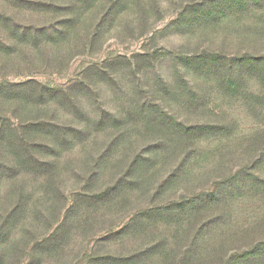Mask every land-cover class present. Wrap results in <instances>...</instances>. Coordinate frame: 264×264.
Returning a JSON list of instances; mask_svg holds the SVG:
<instances>
[{
    "label": "rangeland",
    "instance_id": "1",
    "mask_svg": "<svg viewBox=\"0 0 264 264\" xmlns=\"http://www.w3.org/2000/svg\"><path fill=\"white\" fill-rule=\"evenodd\" d=\"M205 1L0 0V264H93L96 255L171 241L170 224L132 240L119 231L135 213L206 194L264 155V106L224 96L196 70L199 59L264 55V13L192 24ZM258 74L245 83L254 95ZM153 105L167 120L216 128L196 133L186 175L164 182L189 152L180 144L148 163L139 187L116 189L133 155L162 137L135 120ZM23 155L58 166L36 175L33 162L27 170L19 163ZM257 171L254 189L237 187L227 231L194 247L190 264H264V165ZM187 241L167 250L187 256Z\"/></svg>",
    "mask_w": 264,
    "mask_h": 264
},
{
    "label": "trees",
    "instance_id": "2",
    "mask_svg": "<svg viewBox=\"0 0 264 264\" xmlns=\"http://www.w3.org/2000/svg\"><path fill=\"white\" fill-rule=\"evenodd\" d=\"M264 13V0H206L203 4L195 7L192 16V24L198 23V25H212L217 24L218 19L221 16L226 15V18L230 16H236L238 14H248L255 17L259 12ZM217 17V20H215ZM212 59H199L196 70L203 72L206 77H211L218 83V90L225 96L240 95L245 97V101L248 106L255 103H261L264 106V55L255 57L254 59L248 55H242V57L230 58L222 56ZM187 66L186 68H188ZM195 70V72H196ZM258 79L263 83L262 89L252 94V91L245 86V83L250 80L255 73ZM247 88V89H246ZM247 91L248 92L247 94ZM166 95V91H161ZM184 98L186 102H190L192 99L191 92L184 90ZM247 94V95H246ZM157 105L150 107H140L141 112H138L135 119L140 125H153L156 130L162 132V137L150 145L149 149L141 153H135L132 159L127 164V170L123 179L117 182L116 189L126 188L128 185L135 184L140 186L143 182L147 181L144 174L147 171V165L153 162L158 156L166 155L171 152L173 148H177L182 144L189 151L186 155V159L177 166L166 177L164 182L171 181L174 177L181 174H187L192 170L194 160L197 159L196 144L200 138L196 133L199 130L206 131L207 133L215 130L216 127L209 125V127L200 126L192 123L178 122L175 119L167 120L164 116H160L157 113ZM153 113L152 118L144 116L146 114ZM264 131V122H263ZM63 135V134H62ZM121 141L123 138H119ZM58 142V143H57ZM55 142L56 144H64V140ZM116 143V141H115ZM114 152V151H113ZM110 153H112L110 151ZM55 157L60 155L52 154ZM112 154H103L104 158L110 157ZM169 156V154L167 155ZM102 159V158H101ZM31 161L28 156H24L19 159V163L23 165L24 170L29 169ZM105 161L102 162V167L105 166ZM55 165V166H54ZM50 161H35L33 162V172L36 175L44 173H52L53 168L58 166V161L55 164ZM264 165V155L259 154L254 160L251 161V165L242 170L233 171L229 175H225L220 181L213 184V189L206 194L199 195L196 198L184 200L180 202L170 203L169 206H158L153 208H147L146 210L139 211L133 215L132 218L121 228L119 234L121 237L129 238H142L148 234L151 226L155 227L158 224H170L173 225L175 231L172 233V240L169 241L164 235L162 238L153 239L150 244H141L139 249H130L122 251L118 254H106L104 256L96 255L92 258L93 264H190L192 258L190 254H195L196 248L209 246L207 242L211 240L213 242L212 233L227 231L228 219L225 218L227 210L235 200V191L237 187H247L252 190L257 186L258 180L257 168ZM256 167V168H255ZM26 168V169H25ZM147 168V169H146ZM52 169V170H51ZM29 171V170H28ZM31 171V170H30ZM110 190H115V187ZM257 190V189H256ZM254 190L253 192H256ZM238 192H241L237 190ZM25 188H21L19 194L23 196ZM106 191H101L92 197V200L100 199L105 195ZM241 193H238L240 195ZM147 210L148 213L145 214ZM221 210L220 214H214ZM142 213V215H141ZM225 229V230H221ZM134 236V237H133ZM151 234L149 233V237ZM180 236L185 237L188 241V248L186 252L189 254L182 258H176L172 252L167 250V245L173 244V242L180 241ZM211 236V237H210ZM205 240V238H207ZM146 239V238H143ZM144 241V240H143ZM208 248V247H206ZM250 264V263H248Z\"/></svg>",
    "mask_w": 264,
    "mask_h": 264
}]
</instances>
